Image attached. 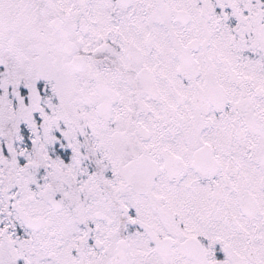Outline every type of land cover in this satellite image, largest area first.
Segmentation results:
<instances>
[{"label":"snow or ice","instance_id":"snow-or-ice-1","mask_svg":"<svg viewBox=\"0 0 264 264\" xmlns=\"http://www.w3.org/2000/svg\"><path fill=\"white\" fill-rule=\"evenodd\" d=\"M0 264H264V0H0Z\"/></svg>","mask_w":264,"mask_h":264}]
</instances>
